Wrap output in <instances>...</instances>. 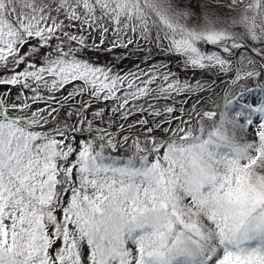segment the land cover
Returning a JSON list of instances; mask_svg holds the SVG:
<instances>
[{"label":"snow or ice","instance_id":"snow-or-ice-1","mask_svg":"<svg viewBox=\"0 0 264 264\" xmlns=\"http://www.w3.org/2000/svg\"><path fill=\"white\" fill-rule=\"evenodd\" d=\"M0 70V264H264V0H0Z\"/></svg>","mask_w":264,"mask_h":264},{"label":"rangeland","instance_id":"rangeland-1","mask_svg":"<svg viewBox=\"0 0 264 264\" xmlns=\"http://www.w3.org/2000/svg\"><path fill=\"white\" fill-rule=\"evenodd\" d=\"M93 43L94 40L88 42V48L80 53L79 58L93 64L94 66L110 69L114 74H119L121 76H126L130 73L139 74L151 71L154 66L167 65V67H161V71L168 72L170 69L171 73L176 77L181 80H187L193 84L197 81L206 83L208 88L204 93L205 99L212 89L222 90L224 88V85L221 84L219 80H216V77L210 71L185 69L183 66V58L164 53L151 44L141 46L129 45L126 48H112L111 44L108 42H105L103 45H99L98 42H95L97 46H93ZM208 50L214 49H212L211 46H208ZM50 51L54 54V46L52 49L44 48L41 53V59L48 56ZM2 75H7V73L0 70V76ZM0 90H3V86H0ZM71 90L72 85H68L65 94L67 91ZM85 99H87V97H85ZM249 102H252V100L250 99ZM139 103H143V101H139ZM160 103L164 102L162 101ZM190 103L191 100H189V104ZM100 106L102 105H97L96 107ZM112 106L113 102L108 101L107 108L110 109ZM181 106L186 108L188 105L185 104ZM63 115L64 113L62 111L61 116L63 117ZM108 115H111L110 111L108 112ZM136 118L138 117L134 116L131 117L130 120ZM116 121L117 123L121 122L119 117L116 118ZM97 126V124L93 125L94 128ZM78 138H85V136H78ZM86 138L91 137L87 136Z\"/></svg>","mask_w":264,"mask_h":264}]
</instances>
